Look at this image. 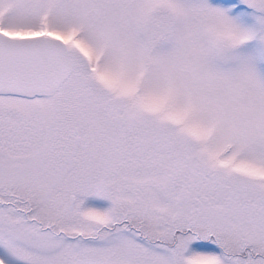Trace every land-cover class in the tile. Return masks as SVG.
<instances>
[{
	"label": "snow or ice",
	"instance_id": "obj_1",
	"mask_svg": "<svg viewBox=\"0 0 264 264\" xmlns=\"http://www.w3.org/2000/svg\"><path fill=\"white\" fill-rule=\"evenodd\" d=\"M0 264H264V0H0Z\"/></svg>",
	"mask_w": 264,
	"mask_h": 264
}]
</instances>
